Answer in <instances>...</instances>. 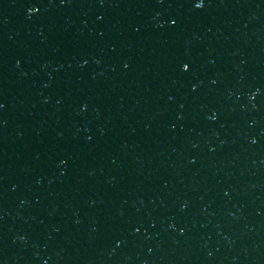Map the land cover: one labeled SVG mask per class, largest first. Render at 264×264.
I'll list each match as a JSON object with an SVG mask.
<instances>
[{
    "label": "water",
    "instance_id": "1",
    "mask_svg": "<svg viewBox=\"0 0 264 264\" xmlns=\"http://www.w3.org/2000/svg\"><path fill=\"white\" fill-rule=\"evenodd\" d=\"M196 3L0 0V264H264V0Z\"/></svg>",
    "mask_w": 264,
    "mask_h": 264
},
{
    "label": "snow or ice",
    "instance_id": "2",
    "mask_svg": "<svg viewBox=\"0 0 264 264\" xmlns=\"http://www.w3.org/2000/svg\"><path fill=\"white\" fill-rule=\"evenodd\" d=\"M204 6V0H197V3L195 4L196 8H202ZM40 9L36 6H33L32 9H30V11H35L38 12ZM173 24H175V21H173ZM184 69L187 70L190 66L188 64H184L183 65ZM0 107H2V105H0Z\"/></svg>",
    "mask_w": 264,
    "mask_h": 264
}]
</instances>
